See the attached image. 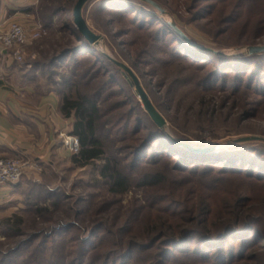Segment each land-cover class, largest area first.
<instances>
[{
    "label": "rangeland",
    "instance_id": "obj_1",
    "mask_svg": "<svg viewBox=\"0 0 264 264\" xmlns=\"http://www.w3.org/2000/svg\"><path fill=\"white\" fill-rule=\"evenodd\" d=\"M32 1L33 4L25 5L23 10L17 9L22 8L23 1H8L7 14L1 18L0 24L5 29L11 22L23 24L31 37L18 48L22 52L21 58L15 55L17 48L6 50L14 54L17 65L26 67L27 73L36 78V83L33 85L39 84L37 94L40 95L41 92L51 94L55 104L57 99L61 102L66 90L69 92L76 90L75 85L79 86L82 92L96 98L101 107L102 120L108 124L106 128L108 131L105 132L107 152L119 159L127 169L132 168L136 148L149 135L147 128L150 117L128 76L103 54L104 50L134 70L151 100L166 118L169 132L174 140L193 146L219 142L222 150L230 152L241 146L232 142L235 138L245 135H264V119H262L264 95L259 96L261 103L258 105L257 115L244 119L239 105L242 97L226 99L225 92L218 89L225 79L228 86L230 84L234 86L236 83L234 71L226 66L238 61L244 72L248 66L244 63L246 60L257 61L259 54H263L248 55L242 52L243 47L264 44L263 0H243L242 14L231 24L227 21L231 14L230 9L216 14L215 17L212 14L209 17L196 18L194 9L188 8H191V0H155L195 42V45H192L183 39L192 50L195 49L198 55L196 60L179 54L178 43L172 42L171 35H168L165 41L158 42L154 37V28H140L137 24H132L122 11L109 9L112 2L102 5L103 0H90L83 9V17L89 27L101 35L103 50L93 46L97 54H72L55 66H47V56L55 54L54 50L79 44L64 29L66 23H72L76 27L73 10L77 0L65 2L64 10L67 12L62 11L56 15H50V10L48 12L47 0H30ZM2 2L0 0V3ZM145 4L151 8L149 4ZM201 5L203 6V3ZM151 9L168 25L159 12ZM47 21L50 23L48 26ZM155 26L160 24L157 23ZM36 31L39 35L32 37ZM173 46H177L176 53L171 50ZM205 47L222 53H214ZM201 54H206L208 58L200 59ZM253 55L254 57H251ZM249 57L250 59H247ZM221 58H225L226 61L220 60ZM250 66L253 71L257 70L254 63ZM207 70L219 71L221 76L215 77L210 84L200 85L210 81L206 79L211 75ZM249 72L244 75V79H247ZM67 81L70 82V86L65 85ZM248 96L254 97L250 93ZM202 98H204L203 102ZM202 106L203 109L199 112ZM128 111L129 114L130 111L134 112L128 124L133 134L138 132L136 135L124 134L118 125H113L117 121L121 122L120 126H124L125 122L122 120L128 115ZM209 118L213 119L212 123ZM63 125H65L63 133L55 137L62 140L64 149L59 151L61 155H53L47 160V165L41 168H37L38 166L32 162L31 164L36 167L28 169L16 184H10L16 185L15 195L8 201H2L1 208L6 212L9 211L4 216L19 213L26 217L23 227L27 235L11 238L8 231L0 227V249L6 251L20 244L34 232L33 229L43 228L44 232H47L48 226L56 225L43 217L34 218L32 209L36 203L48 206L52 211L53 219L74 221L79 228L66 232L57 242L44 246V251L34 249V245L42 241V235L37 242L29 245V248L24 247L22 252L13 254L7 261L0 259V264H106L105 257L113 247V243L106 244L107 248L104 246L93 252L99 237H95L92 243L87 244L90 248L88 257L83 260L79 257L82 241L89 236L92 228L104 223L106 227L116 230L124 220L130 219L134 214L138 222L144 220L154 210L153 207L145 204L143 200L145 192L137 185L132 184V189L123 195L108 193L106 186L102 185L103 181L98 180V169H95L94 165L82 167L74 163L71 156L76 152L66 143L74 136L71 134L72 119L63 122ZM258 143L264 144V142ZM51 151L56 152L54 149ZM151 152L149 151V155ZM145 160L143 155L139 163L143 164ZM172 161L168 160L166 164L170 166ZM97 164L100 165V162ZM158 170L163 172L164 169L158 166ZM32 172L36 174H31ZM178 178L191 179V176L179 175ZM150 190L157 193L155 189ZM56 200L59 206L58 209H53L52 203ZM50 231L51 229L48 230ZM188 244L190 248L197 247L195 240ZM226 244L227 246L234 244L237 247L238 241L230 239ZM212 248L210 247L206 252H210ZM250 253L258 256L253 264L256 261H259L256 264H264V241L250 248L246 254ZM170 258L169 264H173L176 258L179 261L174 264H213L202 262L200 256L195 257L191 254L187 258L179 252H175ZM211 261L218 264V259L213 256ZM115 264H148V261L146 258L137 259L135 254L130 260H119Z\"/></svg>",
    "mask_w": 264,
    "mask_h": 264
},
{
    "label": "trees",
    "instance_id": "obj_2",
    "mask_svg": "<svg viewBox=\"0 0 264 264\" xmlns=\"http://www.w3.org/2000/svg\"><path fill=\"white\" fill-rule=\"evenodd\" d=\"M68 1L47 0V10L48 12L50 10V15H56L62 11L66 13L64 3ZM72 1L74 0H70ZM107 2L113 3L109 9L122 11L132 24H137L140 28H154V37L158 42L165 41L167 36L171 35L172 42L178 43L179 54L193 60L198 57L195 49L192 50L191 46L158 18L143 1L103 0L101 3L103 5ZM242 2L243 0H191V8H188L189 10L194 9L196 18L209 17L212 14L215 17L216 14L230 9L231 14L227 21L231 24L237 21L243 12ZM262 13L264 14V4ZM157 23L160 26H155ZM49 24L47 21V26ZM64 29L79 44L54 50L55 54L47 56V66H55L72 54H97L93 45L84 38L74 24L66 23ZM176 47H171L173 53L177 52ZM205 55L201 54L200 59H207L208 56ZM224 59L220 60L226 61ZM108 61L111 63L110 60ZM247 61L249 60L244 62L248 65L244 72L238 61L226 66L234 71L236 83L234 86L231 84L228 86L226 79L225 81L222 79L223 84L218 88L221 92H225L226 99L242 97L239 105L242 108L244 119L257 115L258 105L261 103L259 96L264 95V53L259 54L257 61ZM253 63L257 67L255 71L250 66ZM17 70L20 74L16 79L30 83L37 90L39 84L33 85L36 83V78L27 73L26 67L18 65ZM248 71L250 72L247 74V79H244ZM207 72L211 74L206 78L210 81L200 85L210 84L215 77L221 76L219 71L207 70ZM65 83L69 85L70 82ZM75 88L76 90H70V92L66 90L60 102V112L64 118L72 119L71 134L79 141V149L72 154V161L82 167L94 165L95 169H98V180L103 181L102 185L106 186L108 193L123 195L132 189V184L137 185L145 192L143 195L145 204L154 208L144 220L137 222L134 214L130 219L124 220L116 230L106 227L104 223L93 227L89 236L82 241L80 259L88 257L90 248L87 244L92 243L95 237H99L93 252L104 248L106 244L113 243V247L105 257L106 264H115L119 260H130L135 254L137 259L146 258L148 264H169L168 261L175 252L187 258L191 254L195 257L200 256L204 263L215 264L211 261L212 256L218 259V264L254 263L258 256L246 253L259 242L264 241L263 143L239 144L241 146L238 149L230 152L226 150L192 151L175 142L148 114L150 117L147 128L149 135L147 134L144 142L136 148L132 168L127 169L119 159L107 152L105 132L108 131L106 129L108 124L102 120L98 100L82 92L79 86L75 85ZM44 93L46 92L40 94ZM248 93L254 97L249 98L251 95L248 96ZM203 100L204 98L202 102ZM202 109L203 106L199 112ZM133 116L134 112L130 111L129 114L128 111V115L122 120L125 122L124 126H120L121 122L117 121L112 124L118 125L124 134L136 135L138 132L133 134L128 124ZM209 120L212 123L213 119L209 118ZM208 145L206 143L197 146ZM149 151H152L150 155ZM143 155L146 160L140 164ZM168 160H173V164L167 165ZM97 162H100V165ZM158 166L163 167V172L158 170ZM179 175L191 176V179H179ZM150 189H155L157 193ZM52 206L53 209H58V200L54 201ZM32 210L34 218L43 217L46 221H53L56 225L48 226L47 232H44L43 228L33 229L34 232L20 244L17 243L18 245L6 251L0 249L1 261H7L13 254L22 252L24 247L29 248V245L37 242L42 235V241L35 244L34 249L43 250L44 246L57 242L66 232L79 228L74 221L65 222L59 218L53 219L52 211L48 206L36 203ZM25 223L26 217L19 213L0 218V227L6 229L11 238L27 235L23 227ZM50 229L51 231L48 232ZM101 231H103L102 234L98 235ZM230 239L238 241L237 247L234 244L227 246L226 243ZM193 240L197 242L196 248H190L188 244ZM210 247H213L212 250L206 252ZM178 261L179 259L176 258L174 263ZM258 262L256 261L255 264Z\"/></svg>",
    "mask_w": 264,
    "mask_h": 264
},
{
    "label": "crops",
    "instance_id": "obj_3",
    "mask_svg": "<svg viewBox=\"0 0 264 264\" xmlns=\"http://www.w3.org/2000/svg\"><path fill=\"white\" fill-rule=\"evenodd\" d=\"M2 1L0 22L7 14L9 3ZM20 1L23 6L19 10L34 2ZM17 69L14 54L0 46V157L24 158L41 168L53 155H61L62 140L55 137L63 133V122L68 119L60 112L58 99L55 104L51 94L39 95L30 83L16 79L20 74ZM15 186L0 184V218L9 212L1 208V202L15 195Z\"/></svg>",
    "mask_w": 264,
    "mask_h": 264
},
{
    "label": "water",
    "instance_id": "obj_4",
    "mask_svg": "<svg viewBox=\"0 0 264 264\" xmlns=\"http://www.w3.org/2000/svg\"><path fill=\"white\" fill-rule=\"evenodd\" d=\"M90 0H77L73 14H74V22L76 24L77 29L80 31V33L84 36V38L93 46L100 47L102 50V37L101 35L95 33L87 24L83 17V9L85 5ZM151 6L154 10L159 12L161 16H163L168 23V25L185 41L188 43L195 45V42L186 34V32L177 24V22L169 16L167 10L159 4L155 0H141ZM209 51H212L214 53H222L220 51L213 50L211 48H207ZM242 52L244 54H256V53H264V44L262 45H252L242 48ZM103 54L109 58L116 66H118L125 74L128 76L129 80L131 81V84L135 87L136 93L138 94L139 98L141 99L143 106L145 110L148 112L152 120L168 135L171 137V133L169 132L168 123L166 118L161 114V112L157 109L153 101L151 100L149 94L143 87V84L140 81V78L137 76V74L134 72V70L127 65L126 63L116 59L113 55H111L108 51L104 50ZM172 138V137H171ZM173 139V138H172ZM174 140V139H173ZM178 144H181L187 148H189L192 151H198V152H211V151H220L221 143H213L208 146H193L191 144L187 143H180L176 140H174ZM234 144H248V143H257V142H264V135H245L240 136L238 138H235L232 140Z\"/></svg>",
    "mask_w": 264,
    "mask_h": 264
},
{
    "label": "built area",
    "instance_id": "obj_5",
    "mask_svg": "<svg viewBox=\"0 0 264 264\" xmlns=\"http://www.w3.org/2000/svg\"><path fill=\"white\" fill-rule=\"evenodd\" d=\"M38 35L39 32L36 31L32 37ZM30 37V33L23 24L11 22L6 29L0 24V45L4 49L17 48L15 51L17 58H21L22 53L18 48L28 42ZM66 143L72 150L78 151L79 141L77 137H70ZM31 167H34L31 162L21 158L0 157V184H16Z\"/></svg>",
    "mask_w": 264,
    "mask_h": 264
}]
</instances>
